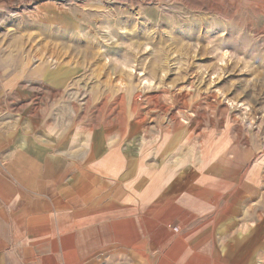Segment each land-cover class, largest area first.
I'll list each match as a JSON object with an SVG mask.
<instances>
[{
	"label": "crops",
	"instance_id": "0c3cea01",
	"mask_svg": "<svg viewBox=\"0 0 264 264\" xmlns=\"http://www.w3.org/2000/svg\"><path fill=\"white\" fill-rule=\"evenodd\" d=\"M33 73L0 63V264H221L223 216L257 183L237 143L196 150L133 93L84 130L67 74Z\"/></svg>",
	"mask_w": 264,
	"mask_h": 264
},
{
	"label": "rangeland",
	"instance_id": "374dc122",
	"mask_svg": "<svg viewBox=\"0 0 264 264\" xmlns=\"http://www.w3.org/2000/svg\"><path fill=\"white\" fill-rule=\"evenodd\" d=\"M0 63L32 89L36 70L67 74L53 82L70 86L84 130L107 99L123 116L133 93L196 150L237 143L243 179L257 183L223 216L214 260L264 264V0H0Z\"/></svg>",
	"mask_w": 264,
	"mask_h": 264
},
{
	"label": "bare ground",
	"instance_id": "6f19581e",
	"mask_svg": "<svg viewBox=\"0 0 264 264\" xmlns=\"http://www.w3.org/2000/svg\"><path fill=\"white\" fill-rule=\"evenodd\" d=\"M221 54L222 55H221V58H220L221 60L220 61H221L222 64H224L223 62L228 57V54L226 52H222ZM130 70H131V72H134L132 69H130ZM142 84H143V86H147V85H150L151 82L149 80L145 79L144 81H142ZM230 104H232V103H230ZM249 150H250V148H249Z\"/></svg>",
	"mask_w": 264,
	"mask_h": 264
}]
</instances>
